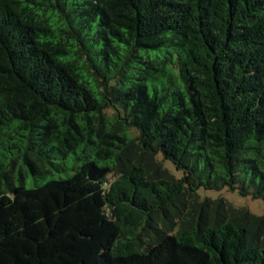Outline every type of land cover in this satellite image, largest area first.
<instances>
[{
	"label": "trees",
	"instance_id": "trees-1",
	"mask_svg": "<svg viewBox=\"0 0 264 264\" xmlns=\"http://www.w3.org/2000/svg\"><path fill=\"white\" fill-rule=\"evenodd\" d=\"M199 190L264 202V0H0V264H264Z\"/></svg>",
	"mask_w": 264,
	"mask_h": 264
},
{
	"label": "rangeland",
	"instance_id": "rangeland-1",
	"mask_svg": "<svg viewBox=\"0 0 264 264\" xmlns=\"http://www.w3.org/2000/svg\"><path fill=\"white\" fill-rule=\"evenodd\" d=\"M167 169L176 178H179L180 175L177 174L172 168L167 166ZM35 180L39 182L38 179H35ZM25 182H26L25 183L26 187L32 186V184H30V181L28 179H26ZM198 194L201 196V198H211V199H216L221 196L235 207L245 208L249 210L252 214L257 215V216H264V202L263 201L252 199L251 197H241L236 191L232 192L228 190H222L221 192H215V191L199 190Z\"/></svg>",
	"mask_w": 264,
	"mask_h": 264
}]
</instances>
